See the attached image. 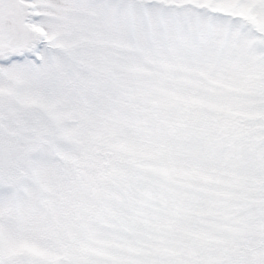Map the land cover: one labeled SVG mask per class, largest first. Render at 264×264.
Masks as SVG:
<instances>
[{
	"label": "snow or ice",
	"instance_id": "obj_1",
	"mask_svg": "<svg viewBox=\"0 0 264 264\" xmlns=\"http://www.w3.org/2000/svg\"><path fill=\"white\" fill-rule=\"evenodd\" d=\"M0 264H264V0H0Z\"/></svg>",
	"mask_w": 264,
	"mask_h": 264
}]
</instances>
